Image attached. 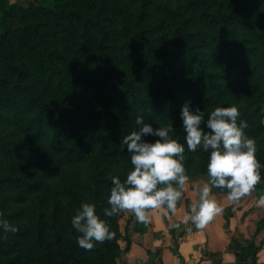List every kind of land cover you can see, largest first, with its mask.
<instances>
[{
    "label": "trees",
    "instance_id": "16d2710c",
    "mask_svg": "<svg viewBox=\"0 0 264 264\" xmlns=\"http://www.w3.org/2000/svg\"><path fill=\"white\" fill-rule=\"evenodd\" d=\"M9 1L0 0V23L16 13ZM33 2L32 14L54 19L64 39L23 18L0 36V46L22 43L18 32H27L36 45L29 58L44 61L32 74L0 50V210L12 220L10 204L28 203L26 224L0 237V264H117L121 212L106 218L115 236L91 249L78 245L71 218L84 200L103 215L110 177L134 167L121 140L137 115L153 127L173 123L188 174L204 177L209 153L187 149L181 108L191 100L207 116L236 105L264 165V0ZM259 171L245 197L264 193ZM252 246L256 257L260 244Z\"/></svg>",
    "mask_w": 264,
    "mask_h": 264
},
{
    "label": "clouds",
    "instance_id": "9594fccd",
    "mask_svg": "<svg viewBox=\"0 0 264 264\" xmlns=\"http://www.w3.org/2000/svg\"><path fill=\"white\" fill-rule=\"evenodd\" d=\"M179 116L187 149L196 151L199 147L209 153V179L197 186L198 199L191 203L190 215L184 218L202 228L223 210V205L211 195L212 189H226L227 199L238 201L260 182L259 170L264 165L255 157V140L245 131L248 121L240 119L238 106H216L206 116L202 108L193 107L191 100H187ZM135 124L137 128L121 140L134 167L123 180L119 175L110 177L109 206L102 209L103 215L96 211L94 202L84 200L71 218L72 227L80 233L77 243L84 249L115 236L107 217L131 211L147 226L153 210L166 208L175 214L177 202L187 191L185 144L175 138L173 123L153 127V123L137 115ZM148 135L157 138L148 140ZM0 231H18V226L10 223L2 210Z\"/></svg>",
    "mask_w": 264,
    "mask_h": 264
},
{
    "label": "crops",
    "instance_id": "0c3cea01",
    "mask_svg": "<svg viewBox=\"0 0 264 264\" xmlns=\"http://www.w3.org/2000/svg\"><path fill=\"white\" fill-rule=\"evenodd\" d=\"M211 195L223 210L202 228L192 224L175 232L178 216L163 208L151 212V220L143 230L134 224L121 226L119 244L123 252L117 264H264V232L263 228L257 230L264 194L241 197L234 205L213 192ZM226 204L232 205L231 216ZM253 240L260 244L256 257L251 254Z\"/></svg>",
    "mask_w": 264,
    "mask_h": 264
},
{
    "label": "rangeland",
    "instance_id": "374dc122",
    "mask_svg": "<svg viewBox=\"0 0 264 264\" xmlns=\"http://www.w3.org/2000/svg\"><path fill=\"white\" fill-rule=\"evenodd\" d=\"M34 0H10V3H15L17 5V10L16 13L14 15H10L8 14L7 17L4 18V20H2V22L0 23V36L1 33L3 32V30L7 27H12L15 26L16 22L19 19H25L29 22H33L35 24H39V28L40 30H45V32H47L46 34H53L52 36L56 38L57 40V44L59 43H63V39H64V32L62 31L63 29L60 28L54 19H52L50 16H45L43 13L38 12L36 14H32L31 9H30V2L33 3V5H36L35 2H33ZM18 34H22L23 35V39L24 42H19V39L16 37L12 38V41L9 40L8 42L5 41L4 43L1 44V48L0 50L9 53L10 58L13 59L14 62L16 63H23L25 68L29 71V73L35 74L37 72L38 69H40L43 66V62L42 59H40L39 57H34V59L29 58L28 54H30V52L32 50H36L35 49V44H34V40H32L31 38H29V36L27 35L28 33L20 30L18 32ZM63 46V45H61ZM6 62L3 60V58H0V66L3 67V64H5ZM12 63V62H11ZM33 76V75H30ZM41 80L37 79L36 80V84L40 85ZM12 126L7 127V129H11ZM209 179L208 176H204V177H199L198 175H189V181H188V186H187V191L184 193L182 199L180 201L177 202V211H176V216H178V218H176V216L174 215V217L176 218L175 220V229H173L175 232L177 230H179L178 232H181V230L183 228H181V226L184 227L186 225H192L193 223L191 222V220H185L184 218L188 215H190V205L193 201L198 199V191H197V186L198 185H202L204 182H206ZM49 182H55L57 181L56 178H53V180L51 178L48 179ZM212 192L220 197V198H224V201L227 203V201H230L227 199V192H214L212 189ZM11 194H15V191H11L9 192ZM264 193H261L259 195H253L250 196V198L256 197V196H262ZM245 197V196H243ZM2 198H0L1 200ZM231 203H233L232 205H234L235 201H230ZM232 205H228L226 204L227 207L230 206V216L233 214L232 212ZM253 207H257V204H254ZM10 209L11 210H16L18 211V215L14 216V218L12 220L9 219V222L16 225L17 224H26L27 222V210H28V203L25 202H20V201H13L12 204H10ZM166 209V208H163ZM158 210H162L161 209H156L153 211H158ZM152 211V212H153ZM171 212V211H170ZM264 210H260L259 211V221L260 223L263 225V232H264ZM135 222L142 224V222H139L136 217H133V213L131 211H121V217H120V227H124L125 224H134ZM144 224V223H143ZM179 224V225H178ZM180 228H178V226ZM9 232L4 233L3 231H0V237H4L5 235H8ZM176 237V236H175ZM261 239H264V233L262 234Z\"/></svg>",
    "mask_w": 264,
    "mask_h": 264
}]
</instances>
